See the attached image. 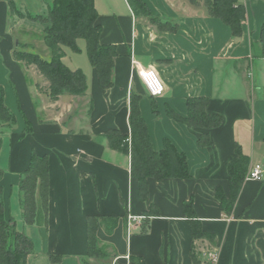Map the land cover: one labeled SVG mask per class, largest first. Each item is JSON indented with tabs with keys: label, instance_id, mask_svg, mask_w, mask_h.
I'll use <instances>...</instances> for the list:
<instances>
[{
	"label": "crops",
	"instance_id": "obj_1",
	"mask_svg": "<svg viewBox=\"0 0 264 264\" xmlns=\"http://www.w3.org/2000/svg\"><path fill=\"white\" fill-rule=\"evenodd\" d=\"M48 1L0 0V85L16 124L5 159L3 151L0 154L6 216L9 212L13 218L21 216L19 175L31 152L46 154L49 163L47 224L19 229L33 241V254L26 264H81L91 216L120 221L110 235L98 227L96 235L106 257L88 259L87 264H193V244L201 264H207L203 253L213 248L218 254L215 264H264V55L260 43L264 0H238L245 11L238 37H232L220 19L207 15L202 0H142L149 16L134 12L126 0H93L101 26L99 43L114 46L117 53L113 85L101 90L89 62L79 65L68 59L70 70L79 69L85 75L87 91L84 96L64 94L65 100L62 95L55 102H64L66 111L67 105H79L67 121L51 116L48 107L55 104L49 105L47 97L40 95L35 79L28 76L32 68L12 59L15 49L34 50V40L27 35L32 29L35 41L50 58L42 25L25 23L26 19L15 23L9 9L11 3L21 14L30 10L42 15ZM133 62L155 70L164 86L161 96L149 98ZM132 93L140 96L139 111L153 149H162L163 139L170 140L186 155L190 174L186 180H147L144 201L138 198V184L130 176L129 157L110 150L103 137L111 129L130 135ZM189 97L207 98V114L220 116L222 125L208 131L187 128L166 115L169 108L185 116ZM83 110L86 124L77 121ZM206 134L211 144L198 146L197 140ZM236 145L249 157V168L261 166L262 180H245L231 216L224 217L214 195L217 188L228 194L226 167ZM190 198L203 230L217 237L213 247L206 241L192 243L183 215V203ZM12 202L19 208L15 215ZM152 204L158 216L143 215ZM50 255L59 261L51 262Z\"/></svg>",
	"mask_w": 264,
	"mask_h": 264
},
{
	"label": "trees",
	"instance_id": "obj_2",
	"mask_svg": "<svg viewBox=\"0 0 264 264\" xmlns=\"http://www.w3.org/2000/svg\"><path fill=\"white\" fill-rule=\"evenodd\" d=\"M137 14L149 16V12L142 0H126ZM194 1V0H190ZM207 15L220 19L231 30L232 37L241 34V24L245 19V11L238 0H202ZM10 14L20 19L38 23L43 27V42L50 50V58L43 59L37 54L24 50H13L12 59L25 68H34L47 84V97L56 102L67 94L69 96H84L87 91V81L81 70H70L63 62V48L72 53H78L77 40H84L85 54L91 67L95 69L98 86L101 90L112 87L114 59L117 56L114 46L100 44L99 34L101 26L96 22L97 11L93 0H51L46 3V12L42 15L21 14L10 3ZM152 21H155L154 19ZM162 24V23H161ZM166 25L165 23L162 26ZM161 27V26H159ZM261 55H264V22L260 30ZM264 57V56H263ZM38 90L42 87L36 84ZM140 96L132 93L129 98L128 123L130 135H122L118 130H109L103 137L107 147L130 159V176L138 184V198L144 201L147 197V180L159 182L166 179L186 180L190 178L187 158L179 152L174 144L163 139L162 149H153L148 129L139 111ZM150 99H153L149 97ZM155 101L151 100V108L156 113ZM208 99L204 97H189L186 99L187 112L179 115L166 108V115L176 123L187 128L212 130L220 127L223 119L206 112ZM15 123L13 113L4 103L3 88L0 86V127L11 126ZM28 123L25 131H28ZM209 136L202 135L197 140L200 147L210 145ZM2 140L0 138V150ZM249 170V157L238 145L235 146L234 156L227 163L228 194L217 188L214 198L218 202L221 215L229 217L232 214L241 188ZM4 172L0 169V264H26L27 257L33 254V241L17 228V224L10 212L5 214L3 202V188L1 180ZM18 203L21 210L22 223L26 227L45 226L48 215L49 199V163L46 154L32 151L26 169L19 175ZM158 216V208L152 204L143 215ZM184 220L190 227L192 243L206 241L214 246L217 237L203 230L200 221L193 210L190 198L183 203ZM118 217H88L87 218V251L81 258V264H87L88 259H103L106 257L104 248L99 245L96 232L101 227L105 234L110 235L119 224ZM193 264H201L197 259L194 244L190 251ZM50 261L56 263L58 256H49Z\"/></svg>",
	"mask_w": 264,
	"mask_h": 264
},
{
	"label": "rangeland",
	"instance_id": "obj_3",
	"mask_svg": "<svg viewBox=\"0 0 264 264\" xmlns=\"http://www.w3.org/2000/svg\"><path fill=\"white\" fill-rule=\"evenodd\" d=\"M48 2H50V1H48ZM16 10L17 11H20L18 8H16ZM28 11L30 13H32V15L34 14L33 16H35L36 14L39 15L38 12H32L30 10H28ZM34 11H36V10H34ZM19 19L20 18H18L15 15V19H14L15 20V23L19 22L20 21ZM29 22L30 21L27 20L25 23H29ZM32 23L33 22H31V24ZM32 25L36 26L37 24H32ZM37 26H39V24ZM35 32H36V30H34V29H32L30 31H27L28 37H32L33 40H34L33 41V49L34 50H32V52H34V53L36 52L37 55L40 58H43V59H47L48 60L49 54H48L47 51H43V50L40 49L39 43L37 44L38 38H36L37 36H35L36 35ZM77 46H78L79 49L81 48V51H79L78 53H72L68 48H64L63 49V55H64L63 56L64 57L63 63L66 66H67V63H68L67 62L68 59L72 60L73 62H77V64H79V65H87L88 64V60H87V57H86V54H85V48H84L85 42H84V40H81V39L80 40H77ZM36 49H38V50H36ZM67 57H69V58H67ZM28 69H30V68H28ZM28 72H29V75L28 76L29 77H33V80L35 79V81H34L35 84H40L41 85L42 89L41 90H38L37 89V90L39 91L40 95L43 96L42 98H44V96L47 97L46 91H45V88L47 87V84L43 82V79H42V77H40L39 73L34 68H32V70H29ZM65 96H67V95H63L61 97V99L62 100H65L64 99ZM46 103H48L49 105L52 104V103L55 104V102H52L48 97L46 98ZM76 105L79 106L77 103H75L74 105H73V103L70 104L69 106L67 105V111H66V108H65L66 105L64 104V102H60V103H57V104H55L53 106L48 107V109L51 110V113H52L51 116H54V117L55 116H58V117L60 116L62 118V121H67V118L73 115V111H74ZM85 105H86V103H85ZM83 109L85 110V108H83ZM84 110H83V112H80L79 113L80 116L77 118V121H81V122L83 121L82 124H86L85 123L86 122V116H85L86 113H85ZM15 125L13 124V125H11L9 127H7V126L0 127V138L2 140V147H1V150H0V154H1V151H3V153L1 154L2 159H5V156L7 155L6 153H7L8 147H9L10 132L12 131V129L15 128ZM12 126H14V128ZM4 154H6V155H4ZM7 159H8V157H7ZM0 169L2 171H4V169L1 166H0ZM11 207H13V214L14 215H15V213H14L15 210L20 208L19 205H18L19 208H15V203H13V202H12ZM14 220L16 221V224H17L18 229H20L22 227H26V226L23 225V223L21 221V216L20 215L19 216L15 215L14 216Z\"/></svg>",
	"mask_w": 264,
	"mask_h": 264
},
{
	"label": "built area",
	"instance_id": "obj_4",
	"mask_svg": "<svg viewBox=\"0 0 264 264\" xmlns=\"http://www.w3.org/2000/svg\"><path fill=\"white\" fill-rule=\"evenodd\" d=\"M136 67L137 77L148 96L151 98H157L162 95L164 91L163 83L159 75L152 68H142L135 62H133ZM262 168L260 165H254L249 168L245 180H262ZM207 264H215L218 258L217 251L213 248L210 251L203 253Z\"/></svg>",
	"mask_w": 264,
	"mask_h": 264
}]
</instances>
